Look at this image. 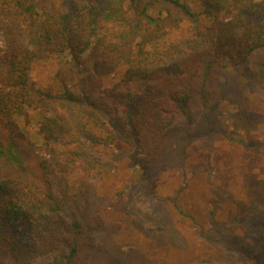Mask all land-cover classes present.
<instances>
[{
	"label": "rangeland",
	"instance_id": "rangeland-1",
	"mask_svg": "<svg viewBox=\"0 0 264 264\" xmlns=\"http://www.w3.org/2000/svg\"><path fill=\"white\" fill-rule=\"evenodd\" d=\"M185 1L199 7L198 0ZM168 6L158 2L153 14L163 9L165 16ZM170 21L162 39L167 42L189 39L207 22ZM4 41L0 34V47ZM126 71L121 64L99 75L64 54L34 62L30 80L55 89L66 82L120 110L127 101L123 93H146L142 80H125ZM201 71L190 120L183 117L169 130L152 162L104 115L111 130L94 131L108 140L114 134V140L85 144L70 174H62L31 110V121L22 124L24 164L0 159V182L11 181L19 194L58 208L66 219L79 218L85 264H254L229 249L231 241H241L264 264V47L243 65ZM58 147L67 156L68 148ZM200 227L203 238L196 234ZM51 256L46 252L22 264H45Z\"/></svg>",
	"mask_w": 264,
	"mask_h": 264
},
{
	"label": "trees",
	"instance_id": "trees-1",
	"mask_svg": "<svg viewBox=\"0 0 264 264\" xmlns=\"http://www.w3.org/2000/svg\"><path fill=\"white\" fill-rule=\"evenodd\" d=\"M158 2L169 4L165 16L163 9L153 14ZM198 2L196 8L185 0H0L5 40L0 47V159L23 166L22 124L31 121L33 110L39 115L43 144L56 155L62 174H70L85 144L114 140V134L108 140L94 131L95 126L111 130L104 115L119 136L129 137L146 163L155 160L169 130L183 117L190 120L201 69L243 65L264 47V0ZM170 19L207 22L193 37L167 42L162 39ZM64 54L99 75L125 65V80H142L146 93H123L125 106L109 110L102 97L76 92L66 82L55 89L30 80L34 62ZM59 145L68 148L67 156L61 155ZM43 164L49 167L47 161ZM48 205L19 194L9 180L0 182V264L36 261L46 252L52 256L45 264H85L79 218L66 219ZM196 234L203 238L205 229ZM228 248L263 264L257 254H247L241 241H231Z\"/></svg>",
	"mask_w": 264,
	"mask_h": 264
}]
</instances>
